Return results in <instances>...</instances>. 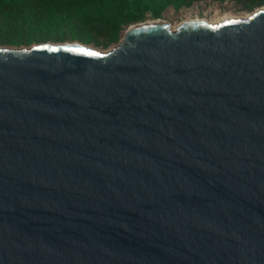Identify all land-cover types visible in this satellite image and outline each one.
<instances>
[{
	"label": "water",
	"instance_id": "obj_1",
	"mask_svg": "<svg viewBox=\"0 0 264 264\" xmlns=\"http://www.w3.org/2000/svg\"><path fill=\"white\" fill-rule=\"evenodd\" d=\"M131 27L0 46V264H264V7Z\"/></svg>",
	"mask_w": 264,
	"mask_h": 264
},
{
	"label": "trees",
	"instance_id": "obj_2",
	"mask_svg": "<svg viewBox=\"0 0 264 264\" xmlns=\"http://www.w3.org/2000/svg\"><path fill=\"white\" fill-rule=\"evenodd\" d=\"M166 1L175 0H0V11L8 10L19 27L12 44L71 39L106 48L119 42L131 24L144 20L141 13Z\"/></svg>",
	"mask_w": 264,
	"mask_h": 264
},
{
	"label": "rangeland",
	"instance_id": "obj_3",
	"mask_svg": "<svg viewBox=\"0 0 264 264\" xmlns=\"http://www.w3.org/2000/svg\"><path fill=\"white\" fill-rule=\"evenodd\" d=\"M252 0H175L159 3L156 7L151 6L149 9L141 13L144 18L141 22L131 24L129 27L138 23H143L149 20L162 19L171 28H175L179 24L188 21H207L209 23H218L228 18L246 17L253 11L264 7V4L253 3ZM9 11L2 9L0 11V46L10 48L30 47L41 43H82L100 51H109L115 47L124 37L123 33L121 39L117 43H112L106 48L97 47L93 44L84 43L80 40L67 39L61 42L53 40H32L31 42H24L22 44H12L18 33V25L14 23L9 17ZM159 18H154L155 15ZM35 36H41L35 34ZM29 38V36H26Z\"/></svg>",
	"mask_w": 264,
	"mask_h": 264
},
{
	"label": "bare ground",
	"instance_id": "obj_4",
	"mask_svg": "<svg viewBox=\"0 0 264 264\" xmlns=\"http://www.w3.org/2000/svg\"><path fill=\"white\" fill-rule=\"evenodd\" d=\"M150 25H168V24L162 19H156V20L145 21L143 23H138L136 25H133L131 29H137L140 27L150 26Z\"/></svg>",
	"mask_w": 264,
	"mask_h": 264
}]
</instances>
